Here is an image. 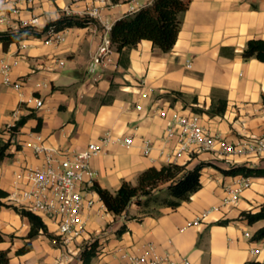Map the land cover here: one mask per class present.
Segmentation results:
<instances>
[{"label": "crops", "instance_id": "0c3cea01", "mask_svg": "<svg viewBox=\"0 0 264 264\" xmlns=\"http://www.w3.org/2000/svg\"><path fill=\"white\" fill-rule=\"evenodd\" d=\"M111 1L114 4L105 7L103 15L104 21L113 25L131 13L133 6L144 7L154 0ZM184 1L189 6L171 50L165 52L151 40L143 39L122 53L116 50L114 64L97 79L88 72V64L103 34L101 22L66 28V40L59 45L46 43L43 36L25 39L24 48L14 42L4 49L0 42V57L15 63L12 79L23 80L22 88L17 90L4 84L0 74V130L33 115L15 136L21 148L13 144L14 155L0 164V189L9 195L14 171L23 163L35 162L31 146L35 134L47 145L75 149L99 141L107 131L114 136L132 135V147L111 142L92 159L96 182L114 192L123 181L136 184L146 168L172 162L161 138L167 117L174 113L198 114L212 133L228 143L236 144L264 132V61L243 57L251 39H264V0ZM85 2L43 0L32 10L26 0H0V10L11 14L14 27L20 16L27 17L32 11L42 15L45 25L61 18L66 6L81 9ZM14 7L20 9V14L12 13ZM59 59L65 61L63 66L58 64ZM148 88L152 91L143 96ZM32 95L43 100L41 107L26 102ZM223 102V112L209 111ZM37 117L42 118L40 130H34ZM145 140L154 144L148 156L143 152ZM174 162L188 168L211 163L202 170V188L176 209L160 208L159 215L144 212L137 203L122 214L101 209L104 218L94 214L96 220L89 225L98 230L104 222L111 226L103 231L107 235L100 241L101 251L93 264H124V251L138 252L149 241L156 243L160 252L168 249L178 259L189 258L191 264L264 263V239L253 241L245 235H253L264 220L248 224L241 219L243 211L256 212L264 203V176H252L251 185L236 203L212 211L200 225L180 230L206 208L220 204L228 196L227 187L241 176L225 175L216 166L264 168V158L222 156L214 150L186 153ZM89 196L104 204L95 191ZM1 200L9 203L8 196ZM124 224L127 230L118 235L117 229ZM0 230L5 239L14 234V241L4 248L16 251L27 240L29 223L13 209L0 206ZM32 244L31 251L15 255V260L10 256L11 262L30 264L36 250L35 241ZM252 248L259 251L253 253Z\"/></svg>", "mask_w": 264, "mask_h": 264}, {"label": "built area", "instance_id": "2783aa9c", "mask_svg": "<svg viewBox=\"0 0 264 264\" xmlns=\"http://www.w3.org/2000/svg\"><path fill=\"white\" fill-rule=\"evenodd\" d=\"M26 1L29 7L35 10L39 5L41 6L43 0ZM85 1L81 9L66 6L63 16L90 18L93 19L92 22L102 23L103 34L100 43L88 64V72L97 79L105 68L114 64L113 55L116 48L110 34L113 25L104 21L105 16L103 15V9L114 3L111 0ZM141 8V6H133L131 13ZM12 13L20 14V9L14 7ZM43 21L42 15L32 11L27 17L20 16L17 27H14L11 24V14L0 10V32L23 28L39 31L47 26L48 22L43 25ZM64 30L51 25L43 31L41 36L44 37L46 43L59 45L66 40ZM24 40L18 41L21 48L26 46L23 43ZM57 62L61 66L65 64L62 59ZM14 64L8 58L0 57V74L4 84L20 90L23 80H13L11 76ZM187 65L191 67V61L188 60ZM151 91L152 88H148L142 95L147 96ZM26 102L35 107L43 105V100L35 95L30 96ZM14 125L11 124L8 128ZM161 140L168 147L167 158L172 162L186 153L214 150L222 156L242 155L264 158V132L254 138H244L236 144L228 143L219 134L212 133L202 123L200 116L195 113H174L171 117H167ZM111 142L121 143L130 148L134 145V137L132 135L114 136L111 131H107L99 141L90 142L83 149H75L47 145L40 135L35 134L31 144L35 162L23 163L14 171L8 200L19 208L40 215L66 241L75 236H81L86 231L90 218L94 214H100L101 209L107 208L104 204H98V200L89 196V193L93 191L91 188L97 178L92 159ZM216 145H219L218 150ZM153 146L152 141L145 140L143 142L144 154L148 156ZM251 177L239 176L234 185L227 187L228 196L220 204L206 208L198 216L187 221L180 230L184 231L188 227L200 225L212 211L236 203L242 192L251 185ZM245 235L253 237L250 232H245ZM251 251L256 253L259 249L252 248ZM123 257L126 259L124 264H191L189 258L178 259L174 252L168 249L160 252L158 245L153 241L144 243L138 252L124 251Z\"/></svg>", "mask_w": 264, "mask_h": 264}, {"label": "trees", "instance_id": "16d2710c", "mask_svg": "<svg viewBox=\"0 0 264 264\" xmlns=\"http://www.w3.org/2000/svg\"><path fill=\"white\" fill-rule=\"evenodd\" d=\"M189 6L188 1L184 0H154L152 4L129 13L118 19L111 29V40L118 52H123L127 48L136 46L141 40L148 39L156 47L167 52L175 45L181 30L182 17ZM90 18H79L74 16H62L56 20H50L47 26L39 31L31 28L10 30L0 32V42L4 49H8L10 44L27 39L30 36H41L43 31L53 25L62 30L68 27H85L92 22ZM244 58L255 57L264 61V39H251L247 48L243 52ZM225 110V103H220L213 107L210 112L221 113ZM28 115L20 118L14 126L0 130V164L14 153L11 146L16 144L17 149L21 145L15 140L20 128L27 122ZM38 123L34 130H40L42 118L37 117ZM9 134L6 138L5 135ZM211 165L208 162H201L194 168L187 165L169 162L160 167L150 166L143 170L136 184L123 181L121 186L114 192L102 187L95 182L92 190L95 191L104 205L110 212L122 214L132 203L141 206L144 212L154 215L161 214L160 208L170 207L176 209L184 201L199 191L202 186V170L205 166ZM223 174L229 176H264V168L252 167L248 165H235L231 168H221L216 166ZM8 196V192L0 189V206L12 207L29 223L27 240L22 247L17 249V255L25 254L32 249V241L41 234L52 237L48 224L43 218L29 210L19 208L12 204H7L1 198ZM241 219L248 224H254L264 220V203L256 212L251 210L243 211ZM127 230L124 224L120 226L116 233L122 234ZM264 239V225L258 228L253 234V241ZM5 241L3 232L0 230V264H12L9 249H4L1 244ZM100 241L87 243L81 253V264H93L94 259L101 251ZM249 264H264L259 261H251Z\"/></svg>", "mask_w": 264, "mask_h": 264}, {"label": "rangeland", "instance_id": "374dc122", "mask_svg": "<svg viewBox=\"0 0 264 264\" xmlns=\"http://www.w3.org/2000/svg\"><path fill=\"white\" fill-rule=\"evenodd\" d=\"M8 202L9 203L7 204L14 205L9 200ZM4 207L13 209L14 211H16L12 207H7L5 205ZM97 215H98L96 216L97 218H100V219L104 218V215H100V214H97ZM96 217L95 218L91 217L89 221L90 222L91 220L95 221ZM89 224H88L86 231L81 236H75L68 241H66L64 238L58 235L53 226L48 225L49 231L52 233V237L46 234H41L33 240L35 241V244H36L35 246L36 250L32 254L29 260V263L30 264H81V253L84 247L87 245V243H90L96 240L101 241L102 238L106 237L107 235V234H104L103 231L108 230V228L111 226V223L109 224L108 222L106 223L104 222L102 224V226L104 227L98 230L97 226L93 228ZM90 229H95V230H90ZM13 237H14V234L8 235V237H6L5 239L7 242L2 244L1 247L4 248V246L9 245L10 241H14ZM25 242L26 241H24V243ZM32 248H33V244H32ZM4 249H9V251L11 250V248L9 247H6ZM16 251L9 252L10 253L9 255L13 258V260H15L14 256L17 255ZM11 263L15 264L14 261Z\"/></svg>", "mask_w": 264, "mask_h": 264}]
</instances>
